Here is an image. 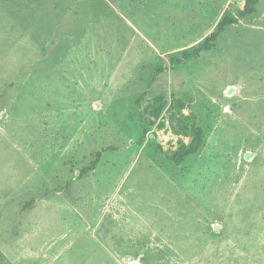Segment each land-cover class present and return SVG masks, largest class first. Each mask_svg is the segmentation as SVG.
I'll list each match as a JSON object with an SVG mask.
<instances>
[{"label":"rangeland","instance_id":"obj_1","mask_svg":"<svg viewBox=\"0 0 264 264\" xmlns=\"http://www.w3.org/2000/svg\"><path fill=\"white\" fill-rule=\"evenodd\" d=\"M244 2L0 0V264H264V0L173 63Z\"/></svg>","mask_w":264,"mask_h":264},{"label":"trees","instance_id":"obj_2","mask_svg":"<svg viewBox=\"0 0 264 264\" xmlns=\"http://www.w3.org/2000/svg\"><path fill=\"white\" fill-rule=\"evenodd\" d=\"M259 0H245L243 8L239 10L236 17L225 15L218 23L215 29H213L205 38L204 40L195 46L192 50H186L181 53V56L175 60L173 63H181L183 60H187L190 58H194L199 56V54L203 51H208L214 48L215 42L217 41L220 34L230 25L238 23L240 18H247L251 14H253L256 10V5L258 4ZM162 71V68L157 69V72ZM145 94V93H144ZM178 132V131H177ZM188 134V133H187ZM187 136V135H186ZM203 143V131L200 127H196L193 130V135L191 136V140L188 143H184L180 146L178 151L171 156V159L175 163H180L184 160L185 157L191 154H195L201 147ZM108 148H103L98 150L95 153L94 158L90 161V163L83 167L79 174L78 178L83 177L87 173L94 170L99 160L102 157V154Z\"/></svg>","mask_w":264,"mask_h":264},{"label":"water","instance_id":"obj_3","mask_svg":"<svg viewBox=\"0 0 264 264\" xmlns=\"http://www.w3.org/2000/svg\"><path fill=\"white\" fill-rule=\"evenodd\" d=\"M134 262H135V261H131L130 263H132V264H133Z\"/></svg>","mask_w":264,"mask_h":264}]
</instances>
